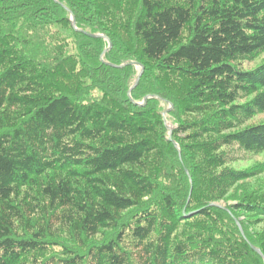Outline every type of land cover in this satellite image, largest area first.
Wrapping results in <instances>:
<instances>
[{
	"label": "trees",
	"instance_id": "obj_1",
	"mask_svg": "<svg viewBox=\"0 0 264 264\" xmlns=\"http://www.w3.org/2000/svg\"><path fill=\"white\" fill-rule=\"evenodd\" d=\"M262 53L264 0H0V264H264Z\"/></svg>",
	"mask_w": 264,
	"mask_h": 264
},
{
	"label": "rangeland",
	"instance_id": "obj_2",
	"mask_svg": "<svg viewBox=\"0 0 264 264\" xmlns=\"http://www.w3.org/2000/svg\"><path fill=\"white\" fill-rule=\"evenodd\" d=\"M107 20H108V24L111 26L115 25V23L118 24L116 18H112V19L107 18ZM122 35H123V33L121 32V36ZM123 40L126 41V43H130V41H131L130 39H126V38H124ZM108 41L110 43L109 44L110 45L109 48H110L112 43L110 40H108ZM129 45L132 46V44H129ZM134 45H133V47H134ZM134 61H136V60L134 59ZM134 64H136V62ZM262 64H264V53H262L260 56H258L253 61L243 62L242 66L246 70H251V69L258 68ZM143 67H144V70H142V67H140L141 69L137 67V70H141L142 74H144L143 72H145V70H146V67L145 66H143ZM140 79H141V76H140ZM139 82H140V80H139ZM172 108H173V105L172 106L169 105L167 107V109L165 110V112L167 111L166 117ZM263 121H264V113L260 114L256 118H254L248 124H251V123L255 124V123H260ZM168 123H170V122L168 121ZM263 164H264V153L257 155L255 157H251V158L244 160V161L235 162V163H233L232 166L239 168V169H250L252 167H256L258 165H263ZM245 195H252L253 197L254 196L264 197V172L262 174L256 176V177H253L251 179H248V180H245L243 182L238 183L235 187H233L231 189L228 197H226L224 200L214 202V205L219 206L221 208H224V209L233 213L234 205H237L240 202V198H243ZM239 213L240 214L235 215V217L237 219L238 224L240 225V229L242 228L241 231H242L243 235L246 236L247 232H246L245 227H247V231L251 234V237H255L258 240L263 239V241H264V236H262V234L264 233V219L262 221H256L255 220L256 217L251 215V214L243 213L242 210H240ZM243 226H245V227H243ZM180 230H183V228L181 227ZM252 246L256 249H259L261 251V254L263 253L261 248H257L253 244H252Z\"/></svg>",
	"mask_w": 264,
	"mask_h": 264
},
{
	"label": "water",
	"instance_id": "obj_3",
	"mask_svg": "<svg viewBox=\"0 0 264 264\" xmlns=\"http://www.w3.org/2000/svg\"><path fill=\"white\" fill-rule=\"evenodd\" d=\"M72 23H73L74 26H76V22H75V17H74V16H72ZM93 36H103V37L107 38V37H106L105 35H103V34H96V35H93ZM133 63H135V62H133ZM141 67H142V70H144L143 65H141ZM141 75H142V71H141V73H140L138 79L136 80L135 84L133 85L132 89H133L136 85H138L139 80H140V76H141ZM166 113H167V111L164 112V116H166ZM165 119H166V117H165ZM166 123H168V122L166 121ZM167 125H168V127H170V126H169V123H168ZM170 129H171V132H170L169 140L174 141V140H173V136H172V128H170ZM175 144L178 146V144H177L176 142H175ZM239 226H240V225H239ZM241 230H242V228H241ZM257 251H258L259 253H261V251H260L259 249H257Z\"/></svg>",
	"mask_w": 264,
	"mask_h": 264
},
{
	"label": "bare ground",
	"instance_id": "obj_4",
	"mask_svg": "<svg viewBox=\"0 0 264 264\" xmlns=\"http://www.w3.org/2000/svg\"><path fill=\"white\" fill-rule=\"evenodd\" d=\"M182 213V212H181ZM230 215V214H229ZM229 218V217H228Z\"/></svg>",
	"mask_w": 264,
	"mask_h": 264
}]
</instances>
